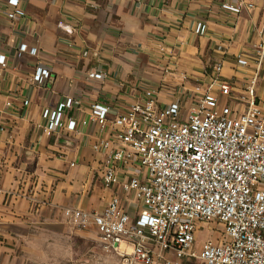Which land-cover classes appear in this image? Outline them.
Returning a JSON list of instances; mask_svg holds the SVG:
<instances>
[{
	"label": "crops",
	"instance_id": "0c3cea01",
	"mask_svg": "<svg viewBox=\"0 0 264 264\" xmlns=\"http://www.w3.org/2000/svg\"><path fill=\"white\" fill-rule=\"evenodd\" d=\"M238 1L20 0L26 17L10 20L8 0H0V53L8 59L0 78V122L7 127L0 132V186L9 194L0 203V264L54 258L63 238L84 237L63 209L100 213L114 193L102 184L104 155L91 147L97 125L82 127L81 137H49L37 128L43 110L81 98L84 110L69 113L80 121L93 103L126 110L150 88L165 106L185 89L193 96L218 64L222 80L243 90L250 71L238 67L237 57L255 62L264 0H246L254 8L240 15L222 8ZM199 23L208 26L205 36L196 33ZM22 44L38 48V55L21 52ZM39 64L52 71L42 87L31 82ZM89 72L105 78L90 80ZM258 96L264 102V70Z\"/></svg>",
	"mask_w": 264,
	"mask_h": 264
},
{
	"label": "built area",
	"instance_id": "2783aa9c",
	"mask_svg": "<svg viewBox=\"0 0 264 264\" xmlns=\"http://www.w3.org/2000/svg\"><path fill=\"white\" fill-rule=\"evenodd\" d=\"M222 8L240 15L254 4L240 0ZM7 16L26 17L20 0H8ZM207 31L206 23L198 24L199 36ZM255 50V62L237 57L238 67L250 71L241 91L222 80L218 64L193 96L185 89L165 106L158 90L150 88L126 110L93 103L80 121L69 113L84 110L81 98L44 109L37 128L49 137L77 138L82 127L97 125L91 147L104 155L102 184L114 192L100 213L64 208L67 222L83 234L94 229L106 252L130 264H264V102L258 96L264 32ZM20 51L38 55V48L26 44ZM7 69V56L0 53V78ZM87 78L103 80L105 74L89 72ZM51 79V69L39 64L31 82L42 87ZM6 129L1 121L0 132ZM8 195L0 186V203ZM209 223L219 224L224 233L197 246L199 230Z\"/></svg>",
	"mask_w": 264,
	"mask_h": 264
},
{
	"label": "rangeland",
	"instance_id": "374dc122",
	"mask_svg": "<svg viewBox=\"0 0 264 264\" xmlns=\"http://www.w3.org/2000/svg\"><path fill=\"white\" fill-rule=\"evenodd\" d=\"M73 229H75L73 227ZM77 230V229H75ZM224 233L223 227L217 223H209L203 226L197 234V246H200L208 239H220ZM62 239L59 249H53L54 258L46 260L42 264H130L125 258L115 253H108L104 250L95 230L88 234ZM60 254V257L57 254ZM183 264H207L201 260L183 262Z\"/></svg>",
	"mask_w": 264,
	"mask_h": 264
}]
</instances>
